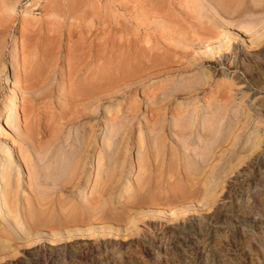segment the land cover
<instances>
[{
	"label": "rangeland",
	"instance_id": "1",
	"mask_svg": "<svg viewBox=\"0 0 264 264\" xmlns=\"http://www.w3.org/2000/svg\"><path fill=\"white\" fill-rule=\"evenodd\" d=\"M7 75L0 264H264V0H0Z\"/></svg>",
	"mask_w": 264,
	"mask_h": 264
},
{
	"label": "bare ground",
	"instance_id": "2",
	"mask_svg": "<svg viewBox=\"0 0 264 264\" xmlns=\"http://www.w3.org/2000/svg\"><path fill=\"white\" fill-rule=\"evenodd\" d=\"M236 30L240 32L239 29H236ZM15 51H17V48H15ZM13 82L14 81L12 80L11 76L7 75L5 85L8 87V90L13 95L10 98H8L9 102H10L9 105H6L3 108V111H5L8 114V117L1 120L2 115L0 116V138H2V140H4V141H10L9 143L11 144V151L12 150H15V152L17 151L16 153H17L19 162H23L26 160L27 169L28 170L30 169L29 172L31 173L30 178H29V184H31L33 182V173L31 171L32 167H31L30 163L32 162L33 157H34L33 149L36 147H37V149L38 148L40 149V147L45 148V149L46 148L50 149L49 147H51L54 144V142H52L53 139H59L60 137L56 133L50 134V131H49L47 126H45V128L42 129V131H40V129L38 130L37 126L36 127L33 126V127H29V128L26 127V129L24 131H20L21 129L20 130L18 129L19 131L14 130V132L17 135L12 134L8 129H6V125H9L10 128H13L12 124H11V123H13L12 122V112L14 110L18 109L19 103H20L19 101H21L20 97H19V90H18L19 87H17L16 84H13ZM30 82H32V81L30 80ZM30 84L33 85L34 82L29 83V85ZM26 85H27V83H26ZM29 85H27V87ZM32 88H35V87H32ZM29 91H31V90L29 89ZM26 92H28V91H26ZM28 94L30 96L33 93L30 94V92H29ZM32 96H34V94ZM27 99L25 98L23 100L27 101ZM118 107H120V104ZM28 126H30V125L28 124ZM37 135H42V137L37 138L38 137ZM48 136L50 137L49 138L50 140L48 139V141H46L45 138ZM51 143H53V144L51 145ZM0 145H1V143H0ZM1 154H4L5 156H2ZM1 154H0V169H1V171H0V200L3 202L1 207L7 211V216L9 218H12L14 216V214L16 213V206H17V200H18L17 195H16V190L11 187V185H12L11 177L13 175L12 174L13 161L8 159L11 157V155L9 153L2 152ZM46 155H47V153H46ZM56 157H57V161L54 164H51L48 166L49 169L47 170L48 173L46 174V177H53L59 172V169H62V168H60L61 163H60L59 158H58L59 156H56ZM50 159H51V157H50ZM50 159H48V160H50ZM52 165L55 166V167H53V169L50 168V167H52ZM56 167H58V168H56ZM19 180H20V178L17 179L18 182H19ZM2 195H3V197H2Z\"/></svg>",
	"mask_w": 264,
	"mask_h": 264
}]
</instances>
